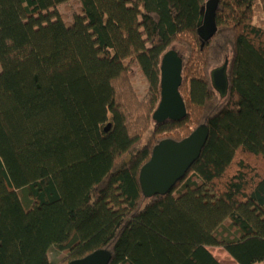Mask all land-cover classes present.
<instances>
[{
  "label": "trees",
  "instance_id": "16d2710c",
  "mask_svg": "<svg viewBox=\"0 0 264 264\" xmlns=\"http://www.w3.org/2000/svg\"><path fill=\"white\" fill-rule=\"evenodd\" d=\"M205 2L0 0V264H54L51 248L65 253L56 264L98 250L109 264H221L212 248L264 264V0H219L201 47ZM176 45L187 117L156 125L161 59ZM226 60L221 98L210 73ZM202 125L185 177L145 196L153 148Z\"/></svg>",
  "mask_w": 264,
  "mask_h": 264
},
{
  "label": "water",
  "instance_id": "95a60500",
  "mask_svg": "<svg viewBox=\"0 0 264 264\" xmlns=\"http://www.w3.org/2000/svg\"><path fill=\"white\" fill-rule=\"evenodd\" d=\"M219 0H206L200 9L197 22V36L204 46L217 32L216 12ZM181 56L173 49L165 53L160 63V100L152 114L156 125L164 122H179L187 117L186 104L179 89L182 85ZM227 60L223 66L210 73L213 89L221 98L226 96L228 80L226 76ZM109 126L105 128L107 132ZM209 137V130L202 125L185 139L162 141L156 145L150 160L142 167L139 183L145 196L165 194L181 181L193 164L199 159ZM111 254L98 250L90 255L67 264H109Z\"/></svg>",
  "mask_w": 264,
  "mask_h": 264
},
{
  "label": "rangeland",
  "instance_id": "374dc122",
  "mask_svg": "<svg viewBox=\"0 0 264 264\" xmlns=\"http://www.w3.org/2000/svg\"><path fill=\"white\" fill-rule=\"evenodd\" d=\"M66 7V8H65ZM58 10L60 13L67 16L68 20H72V16L74 14L78 13V5L75 3H68L66 5H61L58 7ZM263 20V16L260 13L255 14V22L260 23ZM173 50L177 52L179 56L184 57L186 54V49L183 46H173ZM131 81H132V87L136 91V94L139 96L140 100H143L147 95V89L148 85L145 81V79L141 76V74L138 72V69L136 67H132L131 69ZM19 196H22L21 192H18ZM210 252L214 258L218 260L221 264H234V262L231 260V258L221 249L219 248H212L210 249ZM65 253L61 252L60 250L56 248H51L49 251V258L52 263L56 264L58 261H60L62 258H64Z\"/></svg>",
  "mask_w": 264,
  "mask_h": 264
},
{
  "label": "crops",
  "instance_id": "0c3cea01",
  "mask_svg": "<svg viewBox=\"0 0 264 264\" xmlns=\"http://www.w3.org/2000/svg\"><path fill=\"white\" fill-rule=\"evenodd\" d=\"M232 260V259H231ZM233 261V260H232ZM234 262V261H233ZM234 264H235V262H234Z\"/></svg>",
  "mask_w": 264,
  "mask_h": 264
}]
</instances>
